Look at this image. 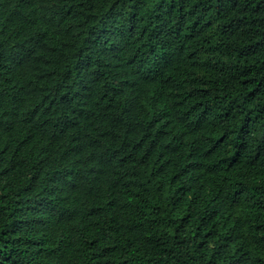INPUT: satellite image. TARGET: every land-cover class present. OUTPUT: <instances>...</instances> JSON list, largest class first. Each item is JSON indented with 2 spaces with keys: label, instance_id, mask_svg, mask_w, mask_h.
Instances as JSON below:
<instances>
[{
  "label": "trees",
  "instance_id": "1",
  "mask_svg": "<svg viewBox=\"0 0 264 264\" xmlns=\"http://www.w3.org/2000/svg\"><path fill=\"white\" fill-rule=\"evenodd\" d=\"M0 264H264V0H0Z\"/></svg>",
  "mask_w": 264,
  "mask_h": 264
}]
</instances>
